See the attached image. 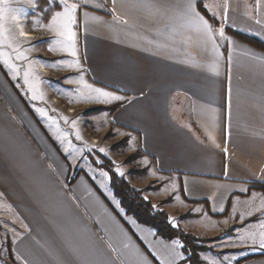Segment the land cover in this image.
<instances>
[{
  "label": "crops",
  "instance_id": "crops-1",
  "mask_svg": "<svg viewBox=\"0 0 264 264\" xmlns=\"http://www.w3.org/2000/svg\"><path fill=\"white\" fill-rule=\"evenodd\" d=\"M37 1L25 3L23 12L0 0L4 38L19 45L14 52L2 44L0 52L30 72L43 97L32 99L23 83L29 106L0 58V221L15 258L21 264H141L142 257V264H160V252L175 247L127 215L109 180L79 170L80 154L70 161L47 131L64 126L82 149L72 110L121 103L89 119L109 121L108 129L122 131L143 153L139 164L148 172L141 187L159 186L145 197L155 206L172 197L161 209L176 228L221 236L201 254L205 264L209 255L218 264H264L258 243L264 233V51L226 31L264 41V0H197L214 42L181 15L187 0H68L78 5L76 56L67 50L71 41L57 35L63 18L53 19L64 4L45 0L34 11ZM22 30L33 37L24 38ZM17 52L26 58L16 60ZM86 85L124 99H84ZM63 103L69 106L62 113ZM188 213L194 217L182 218ZM2 246L0 237V264ZM183 257L175 264H188Z\"/></svg>",
  "mask_w": 264,
  "mask_h": 264
},
{
  "label": "rangeland",
  "instance_id": "rangeland-1",
  "mask_svg": "<svg viewBox=\"0 0 264 264\" xmlns=\"http://www.w3.org/2000/svg\"><path fill=\"white\" fill-rule=\"evenodd\" d=\"M24 1V2H22ZM42 1L45 0H38L37 2H34V11L36 6H39L41 4ZM5 3H7L9 6H13V7H21L23 8V12L26 11V5L25 3H29V0H4ZM3 2V3H4ZM2 3V2H1ZM33 6V5H32ZM49 15V13H44L42 15H39V17L41 19L47 18ZM23 21V19L21 20V22ZM37 20H32L31 21V25H33L34 23H36ZM217 25V23H216ZM227 31V30H226ZM10 41H7L4 43L5 46L7 47H12L14 48V52L18 51L19 49H17L19 47V45L14 44V46L11 44H9ZM10 52V51H9ZM11 56V55H10ZM12 58V57H11ZM13 62V59H12ZM20 68V75L16 76L14 78V73L12 72V70L8 69V68H4L7 72H8V77L9 79L17 85V87L20 89L19 93L26 99L27 103L29 104V106H31V103L28 101H31V98H27L25 95V93L23 92L21 86L24 83V71L23 68ZM47 81V85H51L53 86L51 83L54 84V82H51L49 79H46ZM25 87L26 84L24 83ZM38 84L34 87H37ZM28 89V88H27ZM45 92H46V88ZM30 91V94L32 95V91L30 89H28ZM48 93H46V96ZM37 95H39L37 93ZM79 97H81V95H78ZM40 101H42L41 99H38ZM62 113L67 111L66 107H68V104L63 103L62 104ZM91 110V108L89 106H80V108L78 110H74V115L77 117V122L75 124V129H77V131H79L80 136L84 139H79V144L83 147L82 149L77 148L76 146L73 145L72 142L71 146H69L68 142L70 141V135H69V130L65 129L64 126H58V130L56 129V132H53L52 128L47 127V131H49L48 133L50 134L51 139L57 143L58 146H61L62 148V152L67 155V157H69L70 161L74 159H77L79 154L82 158V161L79 160V164H78V168L79 170L82 168V170L85 173H89L90 175H95L99 178V180L101 181H107L109 180V184H111V177L110 174L107 170H105L103 167H107V161H111L112 165H110L109 167L112 168L120 177L126 179L134 188H136L137 190H140L143 192V196L145 197V193L146 192H150V191H155L153 189H151L152 187H156L158 186L157 184H147L144 188H142L141 186L146 183L147 179L146 178V174L148 172V170L144 173H135L137 171L143 170L145 169L144 167H142L139 164V159L137 158L136 160L133 161H129V157H131L132 154H134L137 151H140L139 149H135V145H131L130 144V140L128 139V141L124 142L125 137L129 138L128 136H123V132L118 131V129L116 127H111L110 129H108L110 122L107 120H101L98 119V121H90L89 118H91L94 115H86V113ZM100 114V113H99ZM98 115V114H95ZM57 118V117H56ZM59 118H57L58 120ZM58 136H62L64 137V142L61 143L60 140L57 139ZM88 148H91V151H88ZM104 149V152L99 151V149ZM67 149V150H66ZM80 150V151H77ZM82 154V155H81ZM94 166V167H93ZM117 169H119V171H117ZM75 170V169H74ZM77 171V168L76 170ZM74 171V172H75ZM73 172V176L76 175V173ZM101 172H107L108 176L104 177L101 176L100 173ZM120 172H123L124 175H120ZM149 200V199H147ZM150 201V200H149ZM151 202V201H150ZM153 204V202H151ZM165 204L161 202V204L159 206H155L153 204V206L161 211H165L164 209H161ZM179 209V208H178ZM166 212V211H165ZM170 220V219H169ZM171 222V221H170ZM175 227V226H174ZM0 237L2 239V250H1V260L3 261V264H21L13 255L11 247H10V243H8V235H7V231L5 230V226L3 225V222L0 221ZM213 242L210 244V246H212ZM210 258V263L209 264H218V261L216 258L212 257L209 255ZM229 263L228 259H226V261H224V263Z\"/></svg>",
  "mask_w": 264,
  "mask_h": 264
},
{
  "label": "trees",
  "instance_id": "trees-1",
  "mask_svg": "<svg viewBox=\"0 0 264 264\" xmlns=\"http://www.w3.org/2000/svg\"><path fill=\"white\" fill-rule=\"evenodd\" d=\"M212 22L217 23L213 18ZM227 33L230 35L264 51V41L239 32L230 28H227ZM121 106V103L112 104L109 106H98L89 110L86 115H95L102 113L104 111L114 112ZM129 138L125 137L124 142L128 141ZM143 156L141 151H137L129 157V161L136 160ZM107 167H103L107 170L111 177V188L113 190L114 196L119 200L120 207L126 212L127 215L135 218L140 224H143L152 230H154L157 236L171 241L179 239L183 243V254L185 259L182 263L188 264H205L204 260L201 257V254L204 252L212 251L213 246L210 244L214 241H217L221 238L218 237H198L190 232L184 231L180 228H176L172 225L169 220V216L165 211L156 209L153 204L145 199L143 192L134 188L126 179L120 177L112 168L109 166L112 165L111 161H107ZM148 170L145 168L143 170L137 171L135 173H144ZM75 180V176H72L69 180L72 183ZM151 189L157 190L159 186L152 187ZM172 201V197H169L164 201V203H169ZM194 217L193 214H185L182 218ZM235 227H232L226 230L223 233L224 235H230L233 233Z\"/></svg>",
  "mask_w": 264,
  "mask_h": 264
},
{
  "label": "snow or ice",
  "instance_id": "snow-or-ice-1",
  "mask_svg": "<svg viewBox=\"0 0 264 264\" xmlns=\"http://www.w3.org/2000/svg\"><path fill=\"white\" fill-rule=\"evenodd\" d=\"M113 4L116 3V0H112ZM61 3L64 4V11L63 13L57 12L56 16L53 18L54 21L57 20L58 18H63V22L59 24L56 28L57 30V35L61 37H66L68 41H71L70 47L67 49L71 52L72 56H76L77 52L75 50V39H76V32L73 31V25L76 23V11L78 8V5L76 3L69 4L68 0H61ZM84 3L87 4V0H84ZM196 3L197 0H187L186 4L184 5V8L181 12V15L183 17L188 18V20L196 26L197 31H203V34L209 39L214 42L215 40V34H214V29L212 25L209 23L207 19H205L196 9ZM154 6V5H150ZM19 11H23V9H19ZM113 15L115 16V9L111 10ZM85 16L88 14L85 13ZM117 19H121L119 17H116ZM225 18H226V12H225ZM126 23V21H123ZM5 32L6 29L4 28L3 24L0 23V45L4 44L6 42L5 40ZM219 36L220 38H225L223 29L221 28L219 30ZM57 43H62V41H57ZM10 44V42H9ZM11 46V44H10ZM213 47L215 48V44H213ZM0 58H3V62L7 67L12 70L14 73V78L16 76L20 75V68L18 65L12 62V58L9 53L7 52H0ZM26 57L23 55L21 52H17V55L15 57L16 60H21L25 59ZM77 65H79V61L76 62ZM54 66V65H53ZM29 68H31V65H29ZM30 72H25L24 73V83L28 85L29 89L32 91V99H43L42 95H37V90L33 85V82L29 79ZM86 87L89 89L90 94L84 99L87 100H96L99 102L107 103L111 101H121L124 99V97L115 95L113 92L105 91L102 88H94L91 85H86ZM38 112L41 113L43 116H48L47 111L44 109H37ZM49 120H52V117H48ZM65 121L67 122V118H64ZM53 123L55 124L56 121L53 120ZM73 127H75L76 121H72ZM58 140L61 141V143L64 142V137L58 136ZM76 139H82V137L79 134V131L76 132ZM69 146H71L70 141L68 142ZM67 150V149H66ZM80 151V150H77ZM88 151H91V148H88ZM99 151L104 152V149H99ZM119 171V169H117ZM101 176L107 177L108 174L107 172H101ZM120 175H124L123 172H120ZM147 199V197H145ZM122 211V210H121ZM253 243H257L255 238L253 237ZM260 247L264 249V233L261 234V237L258 241ZM172 245L175 247L168 248V246H165L168 248L167 252H160L158 259L160 260V264H175V261L177 258L183 259V253H181L178 249L183 247V245H180L179 241L173 240ZM111 247V245H110ZM125 247H128L127 244H125ZM111 250L113 252L119 251V249L112 247ZM159 252V250H157ZM143 258L141 257V264H142Z\"/></svg>",
  "mask_w": 264,
  "mask_h": 264
},
{
  "label": "bare ground",
  "instance_id": "bare-ground-1",
  "mask_svg": "<svg viewBox=\"0 0 264 264\" xmlns=\"http://www.w3.org/2000/svg\"><path fill=\"white\" fill-rule=\"evenodd\" d=\"M21 17V16H20ZM22 19V18H21ZM21 19L19 18V22H21ZM21 26V25H20ZM22 35L24 38H32L33 36L31 34L26 33L25 31L22 30ZM40 61V60H39ZM46 72V71H45Z\"/></svg>",
  "mask_w": 264,
  "mask_h": 264
},
{
  "label": "built area",
  "instance_id": "built-area-1",
  "mask_svg": "<svg viewBox=\"0 0 264 264\" xmlns=\"http://www.w3.org/2000/svg\"><path fill=\"white\" fill-rule=\"evenodd\" d=\"M23 22V21H22ZM36 61H38L39 62V59H36ZM73 112H74V110H72Z\"/></svg>",
  "mask_w": 264,
  "mask_h": 264
}]
</instances>
